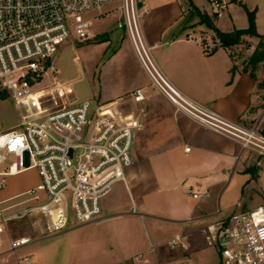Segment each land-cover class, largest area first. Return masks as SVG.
<instances>
[{"label": "built area", "instance_id": "built-area-1", "mask_svg": "<svg viewBox=\"0 0 264 264\" xmlns=\"http://www.w3.org/2000/svg\"><path fill=\"white\" fill-rule=\"evenodd\" d=\"M214 8L224 10L225 4L216 1ZM149 10L143 0H0V91L19 98L49 79L57 82L61 68L52 59L58 44L74 34L81 41L92 40L94 20L114 17L151 84L178 111L235 140L243 150L264 156V132L257 126L229 119L188 97L170 80L145 38L142 19ZM188 38L201 40L196 33ZM146 99L141 88L111 101L86 99L38 113L0 132V190L9 177L26 170L36 168L41 176L38 185L0 199V234L7 233L0 243H8L0 252V264H10V253L33 240L30 235H12L10 226L17 220L37 216L43 232H54L104 218V199L117 182L126 180L134 162L145 114L141 103ZM188 192L199 196L192 189ZM185 238L177 234L170 245L186 248ZM206 238L217 248L219 264H264V205L218 220ZM136 259L148 262L142 253ZM23 261L33 263L30 256L18 259Z\"/></svg>", "mask_w": 264, "mask_h": 264}, {"label": "crops", "instance_id": "crops-1", "mask_svg": "<svg viewBox=\"0 0 264 264\" xmlns=\"http://www.w3.org/2000/svg\"><path fill=\"white\" fill-rule=\"evenodd\" d=\"M143 1L150 7L142 19L145 38L174 85L188 97L229 119L245 126H257L264 131V86L261 85L264 83V61L255 70L256 78L245 70L257 46L252 39L257 38L259 42V38L244 35L246 42L232 48L223 47L215 32L200 22L199 16L193 12L197 7L211 15L221 31L231 32L249 26L248 9L255 12L257 31L264 34V0ZM216 1L235 11L229 9L228 17L214 8ZM113 26L111 22L107 30L99 34L94 32L101 41L89 43L93 50L98 49L93 57L85 61L91 77H96L98 73L99 90L93 98L111 101L141 88L147 99L141 103L145 109L143 128L137 133L134 162L127 169L126 180L117 182L104 199V218L90 224L114 221L109 228L116 233L129 232L128 243L138 247L130 256L120 251V260L111 264H176L179 260H182L181 264H205V250L212 246L206 238L208 228L228 217L221 215L212 221L214 212L210 203L230 179L226 177L229 168L234 166L231 170L233 174L235 167L240 166V176L246 177L244 187L258 184L264 193V156L243 152L246 150L235 140L178 111L151 84L130 39ZM189 33L198 34L201 40L189 39ZM188 147L189 151L186 150ZM188 189L199 196L194 197ZM242 203L239 201L237 204L242 206ZM131 208L133 213L143 212V223L147 214L177 224L174 236L167 241L156 239V242L145 230L147 243L145 237L129 235L134 220L131 217L124 219V215L133 214ZM222 210L220 208V212ZM32 217H35L32 224L42 228L39 217ZM38 226L35 236L42 234ZM10 228L12 230V224ZM2 234L0 238L5 239L7 233L4 237ZM177 234L186 237L183 239L186 248L170 245ZM198 236L202 238L199 240ZM6 243H0V252L8 249ZM151 245L154 247L152 253ZM111 247L114 249L116 246ZM141 253L148 258V262L136 259Z\"/></svg>", "mask_w": 264, "mask_h": 264}, {"label": "rangeland", "instance_id": "rangeland-1", "mask_svg": "<svg viewBox=\"0 0 264 264\" xmlns=\"http://www.w3.org/2000/svg\"><path fill=\"white\" fill-rule=\"evenodd\" d=\"M229 9L231 12L235 11L230 7L221 10V13L230 17ZM111 22L114 23L115 30L122 31L117 27L114 17L94 20L92 30L99 34L107 30ZM98 37L96 36L89 41H81L74 34L58 44L57 52L52 59L54 65L61 68L58 77L54 79L57 82L53 83L49 79L46 84L43 82L32 87L30 93L23 97L15 98L12 95H8L6 99L0 97V132L16 127L24 120L38 115V113L41 114L62 105L77 103L86 97L93 98L99 90L98 73L96 77H91L85 61L90 59L89 57H93L95 51L98 50L97 48L93 50L89 44L94 41L100 42L101 38ZM252 41L253 44H258L257 38L256 40L253 38ZM93 100L96 99L93 98ZM243 152L254 151L246 150ZM233 168L234 166H231L226 175L230 179L222 186V190L220 189L216 193L215 200L210 203L211 210L214 212V215L211 216L212 221H216L221 215L230 216L234 212L251 210L260 204H264V193L260 186L252 183L244 187L246 177L240 176L238 172L240 166L235 167V172L231 174ZM40 180L41 176L38 169L26 170L21 174L9 177L7 186L0 190V196L7 198L6 196L9 197L14 192L19 193L38 185ZM239 201L243 202L242 206H238ZM220 208L223 209L222 212H220ZM130 212L133 213L132 208ZM135 212L124 215V219L131 217L134 220L132 232L129 235L137 238L145 237L147 243L148 238L145 236V230L156 242L157 240L167 241L174 236L177 224L160 218L155 219L147 214L143 223L141 219L143 212ZM32 218L35 217H27L12 223L13 235H30L33 236V240L10 253V264H29L24 261L18 263V259L25 256L32 258V264H111L120 260V251L124 255L130 256L138 248L128 243L127 234L129 232L126 231L127 234H121L113 232L109 228L114 221L81 226L69 225L58 231L43 232L45 227L39 228L38 225H33ZM36 226L42 234L37 235V233L35 236ZM5 234L3 233L2 236L4 237ZM198 237L199 240L202 238L201 236ZM118 240H121L120 245L117 243ZM111 246L116 247L113 249ZM205 253L207 256L204 261L205 264H219V254L216 247L209 246ZM181 263L182 260L176 262V264Z\"/></svg>", "mask_w": 264, "mask_h": 264}, {"label": "trees", "instance_id": "trees-1", "mask_svg": "<svg viewBox=\"0 0 264 264\" xmlns=\"http://www.w3.org/2000/svg\"><path fill=\"white\" fill-rule=\"evenodd\" d=\"M193 12L194 14L199 16L200 22L206 24L208 28L212 29L215 32L221 46L223 47L232 48L236 44L246 42V40L243 38L244 35H251L259 38L256 49L249 58L248 65H245V70L249 71L250 74L256 78L255 70L258 64L264 61V34H260L257 31L255 12L247 9L249 16V26L247 28L236 29L231 32L221 31L217 26H215L213 17L208 13L202 12L197 7L194 8ZM247 45H250V43H247ZM261 85L264 86V83H262ZM0 97L6 99L8 97V93L6 91H0Z\"/></svg>", "mask_w": 264, "mask_h": 264}]
</instances>
